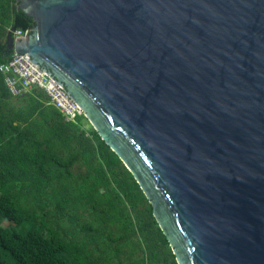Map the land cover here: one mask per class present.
<instances>
[{"label": "water", "instance_id": "1", "mask_svg": "<svg viewBox=\"0 0 264 264\" xmlns=\"http://www.w3.org/2000/svg\"><path fill=\"white\" fill-rule=\"evenodd\" d=\"M12 53L138 185L176 264H264V0H15Z\"/></svg>", "mask_w": 264, "mask_h": 264}, {"label": "trees", "instance_id": "2", "mask_svg": "<svg viewBox=\"0 0 264 264\" xmlns=\"http://www.w3.org/2000/svg\"><path fill=\"white\" fill-rule=\"evenodd\" d=\"M34 23L0 0L8 36ZM82 115L39 88L12 97L0 73V264H176L138 185Z\"/></svg>", "mask_w": 264, "mask_h": 264}, {"label": "built area", "instance_id": "3", "mask_svg": "<svg viewBox=\"0 0 264 264\" xmlns=\"http://www.w3.org/2000/svg\"><path fill=\"white\" fill-rule=\"evenodd\" d=\"M26 34L27 32L14 31L12 37L17 39ZM0 73L10 96L15 97L29 91L32 87H37L49 97L51 104L66 121H73L75 116L81 115L78 107L62 87L48 77L42 68L33 64L26 54L12 53L0 64Z\"/></svg>", "mask_w": 264, "mask_h": 264}, {"label": "rangeland", "instance_id": "4", "mask_svg": "<svg viewBox=\"0 0 264 264\" xmlns=\"http://www.w3.org/2000/svg\"><path fill=\"white\" fill-rule=\"evenodd\" d=\"M86 124H84V127L85 128H88V123L87 122H85Z\"/></svg>", "mask_w": 264, "mask_h": 264}, {"label": "clouds", "instance_id": "5", "mask_svg": "<svg viewBox=\"0 0 264 264\" xmlns=\"http://www.w3.org/2000/svg\"><path fill=\"white\" fill-rule=\"evenodd\" d=\"M12 39H13V37H12Z\"/></svg>", "mask_w": 264, "mask_h": 264}]
</instances>
